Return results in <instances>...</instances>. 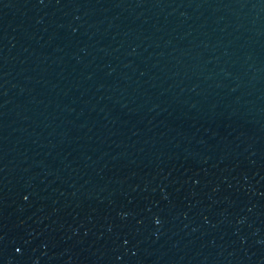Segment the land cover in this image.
<instances>
[{"label": "water", "instance_id": "obj_1", "mask_svg": "<svg viewBox=\"0 0 264 264\" xmlns=\"http://www.w3.org/2000/svg\"><path fill=\"white\" fill-rule=\"evenodd\" d=\"M0 264H264V0H0Z\"/></svg>", "mask_w": 264, "mask_h": 264}, {"label": "snow or ice", "instance_id": "obj_2", "mask_svg": "<svg viewBox=\"0 0 264 264\" xmlns=\"http://www.w3.org/2000/svg\"><path fill=\"white\" fill-rule=\"evenodd\" d=\"M157 223H159V221H157ZM17 251H19V249H17Z\"/></svg>", "mask_w": 264, "mask_h": 264}]
</instances>
